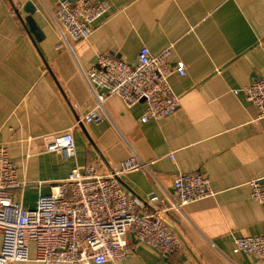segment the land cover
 Masks as SVG:
<instances>
[{
	"label": "crops",
	"instance_id": "0c3cea01",
	"mask_svg": "<svg viewBox=\"0 0 264 264\" xmlns=\"http://www.w3.org/2000/svg\"><path fill=\"white\" fill-rule=\"evenodd\" d=\"M58 1L0 0V145L25 184L17 192L23 206L34 208L76 166L107 175L135 157L147 167L118 180L142 212H153L176 200L178 173L198 172L214 195L164 214L180 250L165 257L132 238L127 264H264L234 253L235 238L264 234V203L249 183L264 177V121L233 92L264 79V0H106L109 11L88 38H69L71 48L52 18ZM28 2L43 36L37 44L20 18ZM170 45L187 72L170 79L180 97L174 114L144 123L145 102L128 108L115 96L100 122L83 121L97 106L84 72L100 55L134 64L143 47L156 54ZM71 127L76 160L44 151V136ZM2 244L0 230V253Z\"/></svg>",
	"mask_w": 264,
	"mask_h": 264
},
{
	"label": "built area",
	"instance_id": "2783aa9c",
	"mask_svg": "<svg viewBox=\"0 0 264 264\" xmlns=\"http://www.w3.org/2000/svg\"><path fill=\"white\" fill-rule=\"evenodd\" d=\"M106 0H59L52 18L69 48L70 39L84 40L109 11ZM70 38V39H69ZM173 46L159 53L143 47L134 64L111 55H100L97 66L84 72L97 99V106L83 121L100 122L99 112L111 97H119L128 108L145 102L142 122L160 120L180 108V97L171 86L173 75H186L184 62H173ZM97 90H102L98 92ZM258 109L264 121V79L234 90ZM78 120L76 125L83 122ZM74 128L44 136V151L76 160ZM147 167L132 157L102 174L96 165L76 166L69 175L40 193L34 208H25L18 190V168L9 149L0 145V230L3 244L0 264H127L130 241L146 243L165 257L177 253L182 243L167 225L164 214L213 196L208 178L198 172H180L174 178L176 200L153 212L141 211V203L129 195L119 178ZM252 199L264 203V177L251 180ZM152 200H156L152 199ZM35 256L31 257V245ZM234 253L251 254L264 262V234L235 238Z\"/></svg>",
	"mask_w": 264,
	"mask_h": 264
},
{
	"label": "water",
	"instance_id": "95a60500",
	"mask_svg": "<svg viewBox=\"0 0 264 264\" xmlns=\"http://www.w3.org/2000/svg\"><path fill=\"white\" fill-rule=\"evenodd\" d=\"M36 6L32 2H28L25 4L24 11L28 13V16L24 19L20 16L21 20L24 22L25 28L30 32L33 37V41L35 44L41 41L42 33L40 28L37 26V23L34 19V14L36 12Z\"/></svg>",
	"mask_w": 264,
	"mask_h": 264
}]
</instances>
